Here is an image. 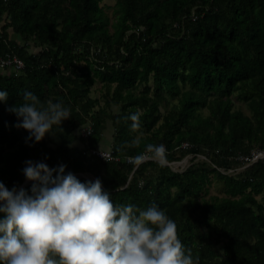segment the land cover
Instances as JSON below:
<instances>
[{
  "label": "trees",
  "instance_id": "trees-1",
  "mask_svg": "<svg viewBox=\"0 0 264 264\" xmlns=\"http://www.w3.org/2000/svg\"><path fill=\"white\" fill-rule=\"evenodd\" d=\"M102 1L0 0V55L14 52L25 64L0 70V90L9 94L0 102V182L18 189L27 160L64 164L65 174L99 178L114 204L158 205L199 264H264V159L242 175L220 170L264 149V0H113L114 18ZM97 81L104 107L89 95ZM25 91L43 103L62 101L72 116L26 143L28 131L6 110L22 104ZM136 111L138 130L124 119ZM106 120L114 129L109 161L91 154ZM160 143L168 162L189 143L191 153L207 150L210 163L176 172L153 159L120 162ZM213 178L223 194L206 196ZM32 183L23 187L29 194Z\"/></svg>",
  "mask_w": 264,
  "mask_h": 264
},
{
  "label": "clouds",
  "instance_id": "clouds-1",
  "mask_svg": "<svg viewBox=\"0 0 264 264\" xmlns=\"http://www.w3.org/2000/svg\"><path fill=\"white\" fill-rule=\"evenodd\" d=\"M8 95L0 90V102ZM23 101L6 110L20 119L16 127L28 131L26 143L40 142L72 116L62 101L43 103L30 91ZM141 115L136 111L124 119L138 130ZM147 159L166 166L165 145L147 144L133 162L139 167ZM25 164L23 174L33 182L30 194L0 182V264H199V256L179 239L175 221L155 203L144 210L114 204L99 178L81 182L65 174L64 164Z\"/></svg>",
  "mask_w": 264,
  "mask_h": 264
},
{
  "label": "rangeland",
  "instance_id": "rangeland-1",
  "mask_svg": "<svg viewBox=\"0 0 264 264\" xmlns=\"http://www.w3.org/2000/svg\"><path fill=\"white\" fill-rule=\"evenodd\" d=\"M102 4L105 6V10L106 12L109 14L110 17L114 18V14H113V8H114V1L113 0H103ZM10 36L11 38H14L15 35H13L12 31H10ZM20 41V40H19ZM32 51L37 50L36 48H31ZM142 88L141 85H138V87L136 88V92L139 91ZM112 92V89L110 90V93ZM105 93V88L104 86H102V84L100 82H96L90 91V97L91 98H96L98 99V102L96 103L99 107L105 106L104 103V98H103V94ZM175 102L176 100H171L169 102L170 103ZM237 107H241V109L248 114V109L246 107L245 102L243 101H236L235 102ZM168 105V106H169ZM120 104L118 102H113L112 106L110 107V110L112 109L113 112H117L120 109ZM168 106L163 105L161 106V115H164L167 113V108ZM160 122L161 120L158 121V123L156 124V128H158L160 126ZM80 128H78L79 130ZM113 125L111 124L110 120H106L105 122V128L102 134V140L99 144V149L102 151H109L110 147H111V142H112V134H113ZM75 145L80 146L81 148L83 147V145L77 141L74 143ZM161 144V143H160ZM164 145V144H163ZM190 148V147H189ZM189 148H183L181 150L186 151L183 156L179 159V160H173L171 161L169 167L171 168V170L176 171V172H182L183 170H185L187 167L189 166H195L197 164V162H200L201 160L203 161H207L208 163H210L207 153L208 151L205 150L202 153H191L189 150ZM121 161L120 162H125L124 159L119 158ZM116 160V159H115ZM148 160V159H147ZM146 160V161H147ZM109 161V160H108ZM127 163V162H125ZM248 166V165H247ZM244 166L243 163H241L240 165L237 166H233L230 168H224V167H220V170L223 173H227V174H232V175H238L242 173V170L247 167ZM75 176H79V177H86L88 179L94 180V177L92 175H90V173H74ZM130 176V175H129ZM129 178V177H128ZM217 178H213L212 182L210 183L209 187H208V191L206 193V196L209 195H222V190H223V184L222 182H220V180ZM23 188V187H22ZM2 203V202H0Z\"/></svg>",
  "mask_w": 264,
  "mask_h": 264
},
{
  "label": "built area",
  "instance_id": "built-area-1",
  "mask_svg": "<svg viewBox=\"0 0 264 264\" xmlns=\"http://www.w3.org/2000/svg\"><path fill=\"white\" fill-rule=\"evenodd\" d=\"M24 65L25 64H24L23 59L20 58L14 52H6L5 54L0 55V70L12 68L14 71H20L24 68ZM89 134H90V128L89 127H84L80 131V135L83 136L84 139H87ZM181 147L187 148V147H189V143H183L181 145ZM142 153H144V152H142ZM91 154L99 156L100 158L105 157L104 159H106V160H113L114 159L111 151H102L100 149L95 148V149L91 150ZM115 159H116V157H115ZM242 159H243L242 163L244 164V166H247V165L249 166L259 159H264V149L263 148L253 149L250 152V154L243 156ZM133 160H134V157H128V156L125 157V162H127V163L134 164ZM148 160H151V159H148ZM167 164L170 165L171 163L168 162Z\"/></svg>",
  "mask_w": 264,
  "mask_h": 264
},
{
  "label": "water",
  "instance_id": "water-1",
  "mask_svg": "<svg viewBox=\"0 0 264 264\" xmlns=\"http://www.w3.org/2000/svg\"><path fill=\"white\" fill-rule=\"evenodd\" d=\"M28 182H29V180L26 179V180L20 185V187H19L17 190H19L20 188L24 187Z\"/></svg>",
  "mask_w": 264,
  "mask_h": 264
}]
</instances>
